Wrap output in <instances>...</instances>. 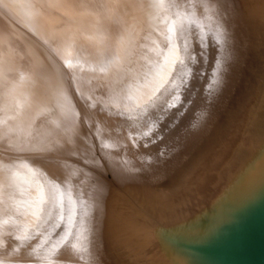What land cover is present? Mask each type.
<instances>
[{
  "label": "rangeland",
  "instance_id": "1",
  "mask_svg": "<svg viewBox=\"0 0 264 264\" xmlns=\"http://www.w3.org/2000/svg\"><path fill=\"white\" fill-rule=\"evenodd\" d=\"M235 2L0 0V264L130 260L59 253L89 195L116 185L94 144L159 149L173 170L193 136L243 110L255 77L252 37L227 23Z\"/></svg>",
  "mask_w": 264,
  "mask_h": 264
},
{
  "label": "water",
  "instance_id": "2",
  "mask_svg": "<svg viewBox=\"0 0 264 264\" xmlns=\"http://www.w3.org/2000/svg\"><path fill=\"white\" fill-rule=\"evenodd\" d=\"M239 2L243 11L227 23L239 20L240 33L252 37L255 77L243 110L193 136L173 170H164L172 158L164 150L119 151L100 134L94 146L111 151L116 185L84 204L101 209L95 229L86 217L79 257L112 246L134 251L118 264H264V0Z\"/></svg>",
  "mask_w": 264,
  "mask_h": 264
},
{
  "label": "bare ground",
  "instance_id": "3",
  "mask_svg": "<svg viewBox=\"0 0 264 264\" xmlns=\"http://www.w3.org/2000/svg\"><path fill=\"white\" fill-rule=\"evenodd\" d=\"M70 1H72V0H70ZM200 2H201V4H203L204 5V7L208 10L209 9V5H207V4H204L203 3V1L204 0H199ZM88 2V1H87ZM236 2H237V0H236ZM236 2L233 4V5H235L236 4ZM67 4H69V2H67ZM209 4H210V2H209ZM75 5V4H74ZM237 5V4H236ZM72 6V5H71ZM69 7V6H68ZM203 7V8H204ZM239 7H241V10L243 11V9H244V7H243V5H242V3H240L239 2ZM98 8V7H97ZM234 9H235V6L233 7ZM85 9V8H84ZM87 9V8H86ZM88 9H89V7H88ZM240 10V11H241ZM69 11V10H68ZM74 11H76V10H74ZM238 12L237 10H232V8H231V15L232 16H234V15H236V12ZM24 12V11H23ZM78 13V12H77ZM72 14V13H71ZM82 14V13H81ZM80 14V15H81ZM28 16V15H27ZM26 16V17H27ZM77 16V15H76ZM75 16V17H76ZM92 17H93V15H92ZM214 17V16H213ZM28 18V17H27ZM43 18V17H42ZM69 18V17H68ZM29 19V18H28ZM85 19V18H84ZM35 20V19H34ZM37 20V19H36ZM68 20V19H67ZM53 22V21H52ZM237 22H239L240 23V21L238 20ZM37 23H38V21H37ZM215 23H217V21L216 22H214V24ZM99 24V23H98ZM213 24V25H214ZM96 25V24H95ZM33 26V25H32ZM69 26V25H68ZM220 26V27H219ZM222 26H224V27H222ZM64 27V26H63ZM214 27L216 28V30H217V32H220V33H222L221 31H222V29L224 30V31H227V28H230L229 26H227L225 23H220V25H218V24H215L214 25ZM251 27V26H250ZM68 28V27H67ZM61 29V28H60ZM69 31V30H68ZM90 31V30H89ZM216 32V33H217ZM89 33V32H88ZM53 34V33H52ZM93 34V33H92ZM90 35V34H89ZM221 35V34H220ZM6 51V50H5ZM1 52V51H0ZM11 56V55H10ZM4 59V58H3ZM2 61V60H1ZM15 65V64H14ZM15 67V66H14ZM1 70V69H0ZM5 70V69H4ZM14 71V70H13ZM11 81V80H10ZM6 92V91H5ZM7 93V92H6ZM8 95V94H7ZM207 108H208V106H207ZM216 115V114H215ZM212 121V120H211ZM199 122V121H198ZM200 124L202 123V121L200 120V122H199ZM75 136V135H74ZM80 141H82V140H80ZM174 141V142H173ZM173 141H172V139H170L169 140V143L171 142V143H174V145L175 144H178L179 142H178V140H175V139H173ZM85 147V146H84ZM78 148V147H77ZM79 149V148H78ZM153 150V149H152ZM64 151V150H63ZM77 151V150H76ZM73 152H75V151H73ZM148 152V151H147ZM105 153H106V156H108L109 158H113L112 156H110L111 155V151H108L107 152V150L105 151ZM108 153V154H107ZM35 169V168H34ZM34 173V172H33ZM69 177V176H68ZM89 197H91V195H89ZM92 198V197H91ZM92 199H89V201H91ZM87 202H88V200H87ZM97 204H95V202H91V204H90V207H92L93 208V213L92 214H85V213H83L82 215H81V212L83 211H81L80 213H79V218H80V225H78V227L76 228V231H77V233H76V237L73 239V238H70V239H68V238H66L65 240H62L61 242L62 243H60L59 244V253H61V254H63L64 256H67V257H70V258H72V257H76L77 255H76V253H75V251L74 250H78V248H80V244H82L83 243V235L85 234V232L83 231L84 230V222L86 221V217H88L89 215H91V223L89 222V227H91V229L93 230V229H95L97 226V224L95 225L94 224V222H96V218L98 217V215L100 214V209L101 208H98V201L96 202ZM95 204V205H94ZM86 206V205H85ZM89 206V205H88ZM83 207V206H82ZM99 209V210H98ZM105 210V208H103V206H102V210ZM92 215H96L95 217L96 218H93V216ZM98 219V218H97ZM87 227V226H86ZM88 227V228H89ZM82 240V241H81ZM87 244H88V249H91V246L90 245H92L93 243H91V242H87Z\"/></svg>",
  "mask_w": 264,
  "mask_h": 264
}]
</instances>
